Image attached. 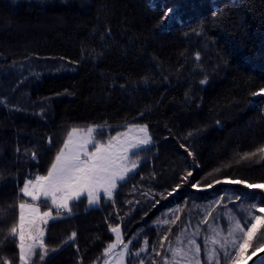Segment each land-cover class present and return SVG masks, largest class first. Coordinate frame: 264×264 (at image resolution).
Listing matches in <instances>:
<instances>
[{
    "label": "trees",
    "instance_id": "16d2710c",
    "mask_svg": "<svg viewBox=\"0 0 264 264\" xmlns=\"http://www.w3.org/2000/svg\"><path fill=\"white\" fill-rule=\"evenodd\" d=\"M167 8L174 13L162 25ZM261 87L264 0H0V264L18 261L9 235L18 204L51 207L19 189L46 175L72 128L106 125L95 134L106 141L143 124L152 144L132 156L138 166L114 203L104 194L97 205L72 201L71 214L46 225L49 252L40 261L37 250L33 264H103L110 225H120L133 253L148 241L126 264H165L196 223L209 264L205 210L222 200L227 228V211L243 223L250 204L264 206V191L226 182L264 183V158L241 159L264 145V95H252ZM176 216L174 225L160 222ZM260 242L258 233L247 254Z\"/></svg>",
    "mask_w": 264,
    "mask_h": 264
},
{
    "label": "snow or ice",
    "instance_id": "6c2138e0",
    "mask_svg": "<svg viewBox=\"0 0 264 264\" xmlns=\"http://www.w3.org/2000/svg\"><path fill=\"white\" fill-rule=\"evenodd\" d=\"M173 13L172 8H167L161 17V24L163 25V22L167 21ZM196 58L199 59V55ZM252 95H264V87L253 92ZM105 128L106 125L89 126L86 130L72 128L63 146L56 153L46 175H36L33 179L25 180L23 187L19 189L23 196L30 197L33 202L39 201L41 197L50 200L51 207L41 212L40 207L35 203L22 201L18 204V220L9 229V235L18 239L17 264H33L38 249L40 250L38 259L40 261L45 259L49 249L44 243L45 233L41 226L59 217L61 211L71 214L72 201H78L81 196H86L88 205H97L103 193L114 203V193L119 183L126 180L128 174L138 166L139 158L132 159V156L137 150L152 143L147 124L130 126L126 132H117L116 135L109 136L106 141L97 140L95 134L98 131L103 132ZM89 145L92 146L91 151ZM257 155L264 158V145L258 147L255 152L244 153L241 159H250ZM35 156L36 154L32 153V157L35 158ZM192 176L193 171H187L182 181L188 183L189 177ZM226 182L264 191V183H247L239 179H226ZM215 183L219 184L221 181L216 180ZM181 186L182 184L178 183L173 192ZM190 186L201 187L197 182H191ZM205 187L211 188L212 183H208ZM173 192H168V196L173 195ZM160 195L163 198V193ZM219 203H222V200ZM53 209L56 210V217H53ZM245 211L246 219L243 223L236 216H230L226 229L217 226L211 229L213 235L205 237L206 245L209 243L212 245L207 249L210 264H220L221 257L224 259V264H247L251 256L246 254L249 248L253 247V239L258 233L261 234V242L254 248L252 255L255 256L257 252L264 249V206L253 203ZM205 216L202 223L207 224L208 218H212V212H207ZM177 220H179L178 216L171 221L165 219L160 222L165 225H174ZM109 227L115 234V240L104 249L103 255L110 257L105 259L104 264H113V261L115 264H126L129 256L139 257L141 252L147 250L148 241L145 239L144 247L134 253L131 252L129 245L132 241L124 240L120 225ZM225 231L226 235H222ZM76 235L75 232L71 233L69 240H74ZM182 235L183 233L177 236L175 248L169 246L171 259H166L165 264H201L199 255L201 245L196 239L189 238L187 246H183ZM163 239L166 241L167 236ZM117 248H120V251H115ZM3 264H12V261L3 258ZM139 264H145L144 260H139ZM256 264H264V256L259 257Z\"/></svg>",
    "mask_w": 264,
    "mask_h": 264
},
{
    "label": "rangeland",
    "instance_id": "374dc122",
    "mask_svg": "<svg viewBox=\"0 0 264 264\" xmlns=\"http://www.w3.org/2000/svg\"><path fill=\"white\" fill-rule=\"evenodd\" d=\"M86 130V129H85ZM126 132V131H125ZM152 144V143H151ZM151 144H149V145H147V146H145V147H143V148H146V147H148V146H150ZM142 148V149H143ZM89 150L91 151L92 150V146L91 145H89ZM139 150H141V149H139ZM138 151V150H137ZM136 170V169H135ZM134 170V171H135ZM131 173V172H130ZM251 190H254V189H251ZM103 193H101V195H102ZM82 197V196H81ZM30 198V197H29ZM31 199V198H30ZM41 199H45L44 197H41L40 198V200ZM50 201V200H49ZM36 202H38V201H36ZM220 202V200H217V201H215L214 203H212V205H210V208H209V210H205L206 212H209V211H211L212 212V218H208V221H210V223H209V231H208V233H207V236H211V235H213V232H212V228H215V227H217V226H221V227H223V225H222V223H223V221H222V217H221V213L219 212V209L217 210V208H219V206H217L218 205V203ZM51 203V202H50ZM37 206H39L40 207V209H41V212H44L43 210H42V208H41V206L40 205H38L37 203H35ZM219 205H220V203H219ZM215 210H217V211H215ZM53 214V217H56V214H54V213H52ZM66 215H68V214H60V216L59 217H63V216H66ZM230 216H235L232 212H230V211H227L226 213H225V219H227V221H228V219H229V217ZM59 217H57V218H59ZM57 218H55V219H57ZM206 218V216L203 218V219H205ZM214 218V219H213ZM55 219H51V220H49L48 221V223L49 222H51V221H53V220H55ZM202 219V220H203ZM215 221V222H214ZM47 223V224H48ZM211 226V227H210ZM228 226V225H227ZM41 227H43L44 228V240H45V237H46V225H42ZM225 228V227H224ZM226 229V228H225ZM201 232H202V226L201 225H199V224H194V225H192V226H190L186 231H184L183 232V235L181 236V240L183 241V246H187V241H188V239L189 238H194V239H196V241L199 243V239H200V235H201ZM115 235V234H114ZM222 235H226V231L224 232V233H222ZM200 244V243H199ZM177 246V243L175 244V246L174 247H172V248H175ZM212 245L209 243V244H207V249H208V247H211ZM122 247V246H121ZM39 250V249H38ZM115 251H120V248H117ZM251 254V253H250ZM250 254H246L247 256H249ZM200 259H201V264H203V260H202V257H201V252H200ZM106 259H110V257H106ZM170 260V259H169ZM223 257H221L220 258V264H223ZM209 262V261H208ZM127 263V262H126ZM103 264H104V262H103ZM113 264H115V262L113 261ZM209 264H210V262H209Z\"/></svg>",
    "mask_w": 264,
    "mask_h": 264
},
{
    "label": "water",
    "instance_id": "95a60500",
    "mask_svg": "<svg viewBox=\"0 0 264 264\" xmlns=\"http://www.w3.org/2000/svg\"><path fill=\"white\" fill-rule=\"evenodd\" d=\"M249 256H251V259L247 260V264H256L258 258L264 256V249H262L260 252H257L255 256H253L252 253Z\"/></svg>",
    "mask_w": 264,
    "mask_h": 264
}]
</instances>
